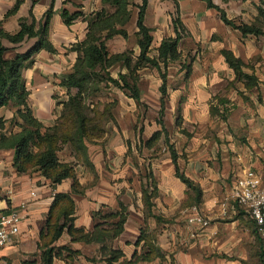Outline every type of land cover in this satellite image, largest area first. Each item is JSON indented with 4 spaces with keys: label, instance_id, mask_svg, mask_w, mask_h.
<instances>
[{
    "label": "crops",
    "instance_id": "obj_1",
    "mask_svg": "<svg viewBox=\"0 0 264 264\" xmlns=\"http://www.w3.org/2000/svg\"><path fill=\"white\" fill-rule=\"evenodd\" d=\"M219 1L212 0L228 19L259 24L264 31V13L258 10L259 5L264 6L259 0ZM131 2L129 24L122 26L127 37H119L122 44H106L110 54L125 50H132L135 56L139 53L135 33L141 0ZM161 2L167 12L159 11L156 5ZM14 3L15 0H0V28L9 34L19 30V19L28 18L30 11L36 20L47 10L52 11L48 40L55 51L36 53L23 78L35 117L45 127L53 126L61 104L56 107L52 97L61 96L62 101L68 97L60 81L76 61L77 53L70 50L71 45L85 38L87 22L83 17L107 6L102 0H21L15 13L7 14ZM62 9L70 13L79 10L83 16L66 25ZM173 16L180 19L185 31L178 44L180 59L169 64L173 70L167 73L165 96L170 99L167 107L164 99L162 119L166 132L175 127L188 131L197 128L192 136L181 135L183 138L173 141L174 146L169 144L176 151L179 172L194 188L177 177L169 146H161L160 139L157 145L146 144L154 132L162 129L157 121H109L105 124L109 131L101 137L83 139L80 151L67 146L60 150L59 160L73 167L80 193L71 191L70 178L53 186L38 173H17L12 166L13 149H0V210H16L23 216L18 233L0 248L6 264H22L25 260L39 263L40 237L55 193L70 194L74 201L73 226L84 233L95 231L96 224L99 229L110 228L117 219L102 216L121 207L125 221L120 235L104 244L73 239L65 230L54 245H66L75 254L71 258L64 254L54 264H107L113 251L121 252L120 260H130L143 245V240L136 244L141 232L158 254L137 264H258L256 254L261 241L255 224L244 208L227 198L234 180L245 169L264 171V35H241L225 25L219 12L207 7L204 0H148L144 24L152 29L149 56L157 54L164 37L174 36ZM34 41L32 38L13 44L3 39L2 43L14 48L6 54L11 57L15 52H24ZM224 50L241 62L242 75L229 66ZM183 63L190 64L188 73L181 67ZM113 69L114 66L109 70L113 78L125 73L119 65ZM138 73L147 74L138 83L140 102L143 97L157 96L160 111L163 80L159 71L143 67ZM29 86L33 88L31 93ZM210 106L222 120L215 116L207 121ZM175 107L185 118L181 127L164 119V114ZM134 109L135 106L129 111ZM0 112L5 119L13 116L9 108H0ZM206 128L218 131H200ZM8 190L10 195H6ZM31 191L35 197L30 196ZM23 202L25 210L20 207ZM193 205L208 219L206 227L187 222L185 211ZM98 211L101 215L94 214Z\"/></svg>",
    "mask_w": 264,
    "mask_h": 264
},
{
    "label": "trees",
    "instance_id": "obj_2",
    "mask_svg": "<svg viewBox=\"0 0 264 264\" xmlns=\"http://www.w3.org/2000/svg\"><path fill=\"white\" fill-rule=\"evenodd\" d=\"M207 7L216 9L222 22L236 29L245 36L264 35V31L259 24L244 22H235L228 19L223 9L215 5L212 0H204ZM224 1V0H223ZM264 5V0H259ZM21 0H15L13 7L7 14L15 13ZM106 5L101 12L95 11L83 17L87 22V32L82 41L71 45L70 50L77 53L76 61L71 72L67 77L60 81V85L67 90L68 97L60 101L61 114L67 110L72 113L76 122L70 121V130L62 133L60 125L63 123L56 121L53 126L45 127L34 115L32 108L28 103L29 91L25 85L23 71L33 64L34 56L40 50L54 52L55 48L48 40V24L52 15L51 10H47L44 15L36 20L30 11L28 18L19 19V30L14 34H9L0 28V108L13 109V116L8 121L10 126L6 125V120L0 116V149H13L12 166L17 173H38L47 179L51 185L60 183L63 179L70 178L71 191L80 193L79 185L74 179V169L71 165L59 160L58 153L65 146L76 151L83 147V139H92L101 137L105 131L93 134L94 127L85 120L83 107L85 99L89 92H95L101 83H111L112 85L127 91L129 95L137 102H140V92L138 84L131 81L133 72H137L143 67L156 68L163 80L160 87L161 109L159 111L158 123L161 124V131L154 132L146 141L151 145L163 133L167 134L163 126V106L165 95V80L167 77V68L170 63L180 59L178 52L179 41L184 35V26L179 18L173 19L174 36L164 37L157 47V54L149 56L152 42V29L144 24L145 13L148 0H141L137 5V19L135 33L136 43L139 47L138 55H134L132 50H125L120 53L110 54L108 52L106 41L114 35L127 37V31L122 26L129 22L131 10L129 5H133L131 0H102ZM109 6V7H108ZM112 10V11H111ZM259 13H264V8L258 6ZM83 16L82 12L77 10L68 12L62 9L61 17L66 25H70L74 20ZM34 38V43L24 52H15L11 57H7L8 51L14 48H7L2 40L16 44L22 41ZM225 59L239 75L241 62L233 57L229 51H223ZM120 62L125 73H118L116 78L110 75V68ZM186 73L190 71V64H182ZM246 77V75H245ZM74 89V94L70 90ZM73 120V119H72ZM106 122L104 123L105 127ZM16 130H14V128ZM89 127V128H88ZM91 128V129H90ZM169 151L173 163L175 164L176 175L188 187L194 188L192 182L181 174L176 165V151L169 145ZM102 211V210H101ZM101 211L95 212V215H101ZM4 212H7L5 210ZM74 201L69 193H55L48 211L44 231L41 233V245L38 264H54V260L66 254V258H71L75 252L68 246H55L54 243L66 230L73 239L84 242L97 241L105 243V240L116 238L123 230L125 221L124 209L114 212H106L102 217L108 219H117L108 229H99V224L94 226L95 231L84 233L81 229L73 226L74 221ZM143 240L140 252H134L130 260H120L122 254L120 251H113L111 256L106 259L107 264H137L143 260L153 259L158 249L153 243L146 239L141 232L136 244ZM261 245V243H260ZM158 254V252H157ZM261 262L264 264L261 252ZM22 264H37L36 260H25Z\"/></svg>",
    "mask_w": 264,
    "mask_h": 264
},
{
    "label": "rangeland",
    "instance_id": "obj_3",
    "mask_svg": "<svg viewBox=\"0 0 264 264\" xmlns=\"http://www.w3.org/2000/svg\"><path fill=\"white\" fill-rule=\"evenodd\" d=\"M214 1L217 3H220L219 0H214ZM156 6H158L159 11H161V12L162 11L164 12V10H166L164 2H161V4H158ZM262 6H264V5H262ZM166 12H167V10H166ZM174 18H178V17L173 16L171 18V24H173ZM126 24H129V23H126ZM120 36L121 35H114L112 38H110L106 41V44H122L121 43L122 40L119 38ZM119 40H121V42ZM133 40L134 39H132V41ZM129 42H131V41H129ZM120 64H121L120 62L116 63L114 65V68L116 69L118 65L121 66ZM172 66H170V67L168 66L169 68H167V73H171V71L173 70L171 68ZM181 67L184 68L182 64H181ZM115 69H113V70H115ZM25 74L28 75V71L27 72L24 71L23 75H25ZM140 74L137 73L136 71L133 72L130 80L135 82V84H138L141 77L143 79V76L147 75V74H144V75H142V74L140 75ZM55 83H56V81H55ZM29 88H30L29 90L31 93V91H33V88L31 86H29ZM89 93H90V95L87 96V98L85 99V104L82 105V107H83V115L85 114L84 115L85 120L89 121V123H91L90 126L92 125L94 127L93 134H97L101 131H106V130L109 131V129H106L104 127V123L109 122V121L116 122V120H128L130 118L135 119L137 121H139V120L140 121H157V119H158L157 117H158L159 106H157V105L159 102H158L157 96H150V97H145V98L143 97L142 101L138 102L140 104V106L143 105L140 108V107H138L137 101H135L129 95V93L127 91L119 89L118 87L112 85L111 83H108V85H106V83H101L99 85L97 91L89 92ZM165 97H166V107H167V105L169 103L168 100L170 98L168 96L164 95V99H165ZM52 99L54 101L53 104H55V106L57 107V105H59L58 103L60 101H62L61 99H63V98L61 96L59 97L58 95L54 94ZM182 100H183V98H182ZM164 105H165V103H164ZM134 106H135V109L132 112L129 111V109L131 107L133 108ZM209 108H210V114H209L210 117L207 116L208 117L207 121L208 120L209 121L214 120L215 116L219 120H222V118L217 114V111L214 107L210 106ZM11 110H13V109H11ZM54 110H52V111H54ZM137 110H139V111H137ZM178 110L179 109H176V107H175V110L173 112H169L168 114L166 113V116L164 114V117H165L164 119L166 122L173 121L178 127H181V123L183 122V120H185V118L182 116V113H180V111H178ZM200 110H198V111H200ZM60 114H61V107L59 110V116H60ZM54 115H57L56 110H55ZM198 115L201 116V119L203 118V116L200 112H198ZM0 116H2L1 112H0ZM59 116L57 117L55 122L59 121L58 122L59 124H60V122L61 123L64 122L62 125H60L62 133L64 132V130H65V132H68L71 129L70 128V121L76 122L74 118H71L72 113L67 110L66 112H64L62 114L60 119H59ZM10 119L11 118L5 119L7 126H10L8 124L9 123L8 121ZM190 120H192L191 117H190ZM13 128H14V130H16L15 127H13ZM196 129L197 128L189 129V131L186 129H184V130H181L178 128L176 129V127H175V129H172V130L169 129V132L167 131V134H165V133L161 134L159 136V138L157 140H155V142L153 144L157 145V142L160 139L159 142L162 143L161 146H164L165 148L167 146H169V144L174 146L173 141L175 140L176 137L183 138V137L192 136L194 133H196V131H197ZM216 130L217 129H207L206 128L205 130H200V131L215 134ZM146 154H148V153H146ZM256 257L258 260V264H262V262H261V249L258 250Z\"/></svg>",
    "mask_w": 264,
    "mask_h": 264
},
{
    "label": "built area",
    "instance_id": "obj_4",
    "mask_svg": "<svg viewBox=\"0 0 264 264\" xmlns=\"http://www.w3.org/2000/svg\"><path fill=\"white\" fill-rule=\"evenodd\" d=\"M10 193L11 191L8 190L6 195H10ZM30 196L35 197V192L31 191ZM227 199L244 208L252 218L256 233L261 241L264 261V171L245 169L242 175L234 180ZM20 207L25 210V203H21ZM222 209L225 211L224 204ZM4 211L0 210V248L8 243L11 236L18 233V224L23 218L19 211ZM185 212L189 224L200 227H206L209 224L208 219L199 212L197 206H190ZM0 264H6L1 256Z\"/></svg>",
    "mask_w": 264,
    "mask_h": 264
}]
</instances>
